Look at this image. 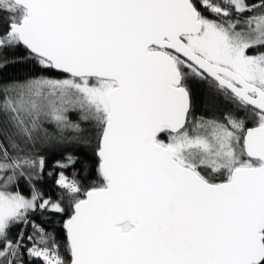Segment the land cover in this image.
Masks as SVG:
<instances>
[{"label":"snow or ice","instance_id":"1","mask_svg":"<svg viewBox=\"0 0 264 264\" xmlns=\"http://www.w3.org/2000/svg\"><path fill=\"white\" fill-rule=\"evenodd\" d=\"M21 47L38 71L0 80V264H264V0H0V53ZM194 82L230 107L198 114ZM92 140L46 196L43 152Z\"/></svg>","mask_w":264,"mask_h":264},{"label":"trees","instance_id":"2","mask_svg":"<svg viewBox=\"0 0 264 264\" xmlns=\"http://www.w3.org/2000/svg\"><path fill=\"white\" fill-rule=\"evenodd\" d=\"M27 53L26 50L21 48H17L14 50H6L2 53H0V57L7 58L9 61H18L16 63H9L6 67L0 69V80L2 81H9V80H24L28 76L36 74L38 70L35 69V65L29 61L25 60ZM45 75L55 77V78H62L61 73L56 71L46 72ZM193 91L195 96V103L197 106V112L198 114L204 113V114H210V111L213 107L219 108V109H225L227 107H230L226 104V102L221 97H213L207 88V85L194 82L193 83ZM206 105L208 106V111H206ZM69 117L72 120H78L79 114L77 112H70ZM54 125V124H53ZM49 125L44 124V127L47 128L50 132H55V125ZM81 126L85 129H88V132L86 133V136H91V127L92 125L86 122H81ZM252 126V125H249ZM95 140H92L90 144H72V145H64V146H56L53 145L48 148L46 152H43V154L47 157L48 160V168L45 170V173L43 175V179L36 182L37 187L44 192L46 196L51 195L53 198H56L57 193L59 192V189L55 186V176L48 177L47 171L51 170V165L56 160L63 159L66 152H71L76 156H79L82 160L89 161L90 164H95ZM76 169L81 168V164L77 163L75 166ZM59 171V170H57ZM73 169L69 168L65 170V174L71 176ZM98 174L95 171V168H91L89 172V176L87 180H84L83 182L86 185L91 184L93 181H97ZM13 191L17 190L15 187L12 189ZM22 194L25 196H30L31 190L27 184V182L23 179H21L19 183V189ZM44 216H49L51 219L45 221L42 219V216L40 213H36L32 216V219H34L37 223L43 224L46 228L52 229L54 227V222L63 219L62 217L52 214V213H44ZM20 230V225H16L11 229V236L12 238H15L16 234ZM28 231H31V228L29 227ZM55 231L57 233V240L62 245L65 242V233L62 229V227L56 225ZM27 259V257H26ZM39 264V262H37Z\"/></svg>","mask_w":264,"mask_h":264},{"label":"rangeland","instance_id":"3","mask_svg":"<svg viewBox=\"0 0 264 264\" xmlns=\"http://www.w3.org/2000/svg\"><path fill=\"white\" fill-rule=\"evenodd\" d=\"M46 124V123H45ZM47 124H49V125H53L52 123H47ZM54 126V125H53Z\"/></svg>","mask_w":264,"mask_h":264},{"label":"water","instance_id":"4","mask_svg":"<svg viewBox=\"0 0 264 264\" xmlns=\"http://www.w3.org/2000/svg\"><path fill=\"white\" fill-rule=\"evenodd\" d=\"M57 72V71H56Z\"/></svg>","mask_w":264,"mask_h":264}]
</instances>
